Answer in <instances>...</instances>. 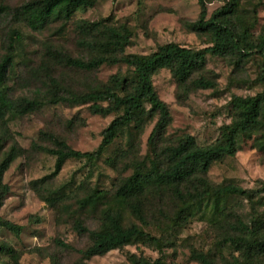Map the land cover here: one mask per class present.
Listing matches in <instances>:
<instances>
[{"label": "rangeland", "instance_id": "obj_1", "mask_svg": "<svg viewBox=\"0 0 264 264\" xmlns=\"http://www.w3.org/2000/svg\"><path fill=\"white\" fill-rule=\"evenodd\" d=\"M32 0H0V60L11 49L14 30L21 35L23 45L15 51V63L9 69L6 85L13 98L26 97L43 101L41 106L24 115L10 113L0 122V136L8 134L0 149L4 151L17 144L22 153L11 164L4 176L10 190L0 208V215L22 227L15 233L0 226V264H52L55 257L63 264H72L82 254L91 239L80 233L77 221L90 229H98L100 212L113 200L118 183L132 174L135 161H148L155 156L149 137L158 121L156 116L143 127L131 124L114 142L105 148L99 158H70L61 171L55 170L56 156L33 148H56L54 139L64 141L71 149L93 152L103 140V132L121 110H111L102 115L92 110L94 102L75 104L49 102L50 86L47 76L61 85L60 94L78 93L101 88L112 78L123 75L129 79L133 73L127 65L103 64L97 69L82 70L66 65L54 58L53 52L67 53L73 57L91 58L95 52L79 46L81 37L77 25L82 20L99 22L116 27H126L131 32V43L126 53L151 54L159 45L175 42L182 46L202 49L211 45L207 33L191 30L187 23L195 22L201 14L199 0H97L80 7L70 21L62 19L33 29L26 19L14 9ZM260 0H243L245 13L249 14ZM223 0H207V18L223 5ZM264 25V0L258 7V35ZM60 59V58H59ZM204 77L214 83L212 87H197L189 82L183 89L170 69H161L153 76L159 98L168 107L171 116L163 137L156 139L161 152L184 136H194L199 145H210L221 140L226 125L235 119L232 100L235 96H254L264 90V57L251 54L237 64L231 57L207 55L206 67L195 78ZM108 107V100L98 102ZM52 135V137H51ZM261 132L239 135L237 153L212 164L208 178L214 185L234 184L249 191L248 195L224 196L217 201L195 205L187 218L175 220L176 209L165 207L159 214L153 205L145 222L131 213H125L126 224L135 223L161 240V248L144 243L126 245L93 256L87 264H130L128 253L150 260L162 258L164 264H200L192 258L193 251L210 254L217 264L239 255L225 243L229 232H236L230 223L241 219L257 222L264 234V149ZM49 177V178H47ZM95 190L105 191L102 201L94 207H81V200ZM62 241L74 250L64 249Z\"/></svg>", "mask_w": 264, "mask_h": 264}, {"label": "trees", "instance_id": "obj_2", "mask_svg": "<svg viewBox=\"0 0 264 264\" xmlns=\"http://www.w3.org/2000/svg\"><path fill=\"white\" fill-rule=\"evenodd\" d=\"M97 0H32L15 8L33 29H41L46 24L62 19L70 21L80 7H87ZM201 14L195 22L187 26L196 32L207 33L211 37V45L202 49H193L175 42L159 45L156 51L143 55L126 53V47L131 43V32L126 27L90 22L82 20L78 25L81 35L79 46L97 55L89 58L73 57L67 53L54 51V58L68 66L82 70H93L103 64L127 65L132 77L115 75L110 84L98 89L78 93L66 91L60 94L62 85L48 75L50 86L49 102H70L84 104L94 102L92 110L102 115L111 110H121L123 113L112 120L103 132L100 146L93 152H80L71 149L64 141L54 139L56 148L41 146L34 143L36 150H41L56 156L55 170L49 177L56 176L65 162L70 158L95 160L100 157L106 147L111 145L122 131L131 124L144 126L156 116L158 121L149 137L155 156L147 161H135L131 175L123 178L117 185L113 200L100 212L98 229H90L77 221L76 228L80 233L90 236L91 244L85 250H77L71 245L59 241L64 249L74 250L82 256L72 264H87L86 260L107 252L123 248L129 244L144 243L161 248V240L153 236L135 223L126 224L125 213H131L141 222H145L147 212L152 213L153 205L159 214H164L165 207L176 209L175 220L187 218L195 205H202L209 201L230 195H248L249 191L234 184L222 186L214 185L208 178V171L213 163L226 156H235L239 135L246 132H261L263 140L260 142L264 149V90L254 96H235L232 106L235 119L226 125L220 141L210 145H199L194 136L187 135L172 145H166L161 152H157L164 130L171 121L168 105L162 101L153 84V76L161 69H170L180 87L185 89L189 82L197 87H212L214 83L204 77L195 78L203 71L207 63V55L231 57L237 64L251 54L260 53L264 57V25L256 35L254 29L258 25V7L263 0L254 4L249 14L245 13L243 0H223V5L217 8L207 18V0H199ZM1 7L0 11H6ZM23 45L18 30H14L10 40V50L0 60V122L6 120L10 113L24 115L37 109L43 101L26 97L13 98L8 92L6 81L8 72L15 63V51ZM60 58V59H59ZM110 102L104 107L98 102ZM8 134L6 131L0 136V149L4 146ZM52 137V135H51ZM17 144H12L3 152L0 159V208L9 193L8 184L4 183V176L11 164L21 155ZM47 177V178H49ZM106 192L95 190L81 200L83 209L96 208ZM0 226L15 233H20L22 227L4 219L0 215ZM236 232H229L225 236V243L239 252L238 256L226 259L225 264H264V234L261 225L244 222L241 219L230 223ZM2 251L14 254L8 246H0ZM192 258L200 264H217L208 253L193 251ZM130 264H164L162 258L150 260L139 257L136 253H128ZM52 264H63L55 257Z\"/></svg>", "mask_w": 264, "mask_h": 264}]
</instances>
